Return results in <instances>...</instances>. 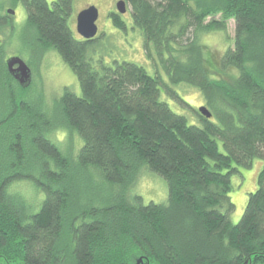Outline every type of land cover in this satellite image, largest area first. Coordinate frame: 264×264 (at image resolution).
Returning <instances> with one entry per match:
<instances>
[{
  "label": "trees",
  "instance_id": "16d2710c",
  "mask_svg": "<svg viewBox=\"0 0 264 264\" xmlns=\"http://www.w3.org/2000/svg\"><path fill=\"white\" fill-rule=\"evenodd\" d=\"M125 1L147 58L173 85L196 88L212 117L158 70L95 63L96 39L71 24L75 0H22L26 31L12 44L56 51L80 91L44 103L33 81L24 88L10 74L15 46L0 44V264H264V0ZM110 18L126 31L119 13ZM231 19L227 50L208 49L203 34L226 36ZM254 162L259 185L234 223L233 177ZM90 171L108 195H96ZM145 173L166 181L167 201L135 191ZM21 185L41 200L32 205Z\"/></svg>",
  "mask_w": 264,
  "mask_h": 264
},
{
  "label": "rangeland",
  "instance_id": "374dc122",
  "mask_svg": "<svg viewBox=\"0 0 264 264\" xmlns=\"http://www.w3.org/2000/svg\"><path fill=\"white\" fill-rule=\"evenodd\" d=\"M54 0H48L52 4ZM119 0H75L74 9L71 16V24L74 28L76 27L77 15L88 6L95 5L99 9V27L101 34L98 35L90 49L92 48V56L96 63L97 59L104 57L105 62L113 64L114 61H131L145 66L149 73L155 74L158 70L159 74L162 76L164 81L172 89L176 90L180 97L183 98L188 104L193 107H201L204 105L203 97L200 92L186 84L173 85L166 74L165 70L161 65L158 68L152 64V62L147 58L144 52V39L139 30L133 27L132 15L130 8L126 13H120L117 8ZM9 9L16 11V16L14 14H8L9 17H6L4 25L0 23V36L2 37V42L6 40L11 43L8 44L9 48H14V41L17 37H21L25 34V19L26 12L23 8V5L19 3V0H0V14L6 15ZM117 12L121 15V19L125 21L126 31L115 27L113 20L109 17L111 12ZM7 16V15H6ZM221 16H217L220 18ZM14 36L11 29H14ZM236 22L234 19H231L228 22V36L224 34L210 30L207 33H204L202 36V43L213 51L222 53L227 50L230 40H233L235 37ZM27 37L30 39L28 32ZM229 37V39H228ZM23 40L18 39V46L11 54L18 55L22 57L26 63L30 66L32 70V81L38 89L41 88L43 95H46L44 98V103L50 102L48 98L52 95H61L65 87H70L76 91H80L79 81L71 70V68L62 60L59 54L54 50L42 51L38 42L29 40V43L26 42L25 46L21 44ZM35 49V54H34ZM40 51L42 53L40 54ZM38 53V55L36 54ZM9 59V58H8ZM7 59V60H8ZM41 82V86H40ZM32 83V82H31ZM162 99L169 102L170 106L178 113L185 114L190 122H194L195 113L192 115V111L188 107H183L178 102H176L173 97L167 94L162 87ZM65 131L57 132L56 136L59 139H63L65 136ZM259 162V161H258ZM254 162L251 168H242V174L236 175L233 178V183L235 188L231 194L232 200L236 203L237 209L232 214L233 222L238 223L244 212L248 202L249 194L256 191L258 188V176L261 170V163ZM155 175V174H154ZM150 174H143L138 182V185L135 186V191L139 192L145 202L155 201V202H164L168 199V185L166 181L160 176H154ZM90 184L92 185L96 195L101 197L108 195L110 190L100 181L99 175L90 171ZM18 190L22 192L27 200L31 204H36L41 200L42 193L36 190V188L31 185H21L18 187ZM98 193V194H97Z\"/></svg>",
  "mask_w": 264,
  "mask_h": 264
},
{
  "label": "water",
  "instance_id": "95a60500",
  "mask_svg": "<svg viewBox=\"0 0 264 264\" xmlns=\"http://www.w3.org/2000/svg\"><path fill=\"white\" fill-rule=\"evenodd\" d=\"M117 8L120 13H126L128 10L125 0H119ZM99 9L95 6H89L83 9L77 15V31L85 39H93L98 34L97 21L99 19ZM7 67L10 74L20 83L24 88H27L32 82V70L24 59L20 56H12L7 60ZM199 112L208 117H212V113L205 105L199 107Z\"/></svg>",
  "mask_w": 264,
  "mask_h": 264
},
{
  "label": "flooded vegetation",
  "instance_id": "af4514ba",
  "mask_svg": "<svg viewBox=\"0 0 264 264\" xmlns=\"http://www.w3.org/2000/svg\"><path fill=\"white\" fill-rule=\"evenodd\" d=\"M22 2V0H19V3H21ZM117 4V3H116ZM89 7V6H88ZM87 8V7H86ZM85 9V8H84ZM83 10V9H82ZM81 10V11H82ZM114 13H117V12H115L114 11ZM8 14H14V15H12V16H16L17 14H16V11L15 10H13V9H9L8 10V13L6 14V15H1L0 14V23H2V22H4V21H6V17H9L8 16ZM79 14V13H78ZM99 17H100V15H99ZM110 17V16H109ZM98 21H99V19H98ZM98 21H97V25H98V28H99V30H98V34L96 35V37L98 36V35H100L101 34V31H100V27H99V23H98ZM76 27H77V22H76ZM0 29H1V25H0ZM95 37V38H96ZM94 39V38H93ZM2 37L0 36V44L2 43ZM15 56H18V55H15ZM11 57V56H10ZM22 58V57H21ZM8 59V58H7ZM23 59V58H22ZM7 63V62H6Z\"/></svg>",
  "mask_w": 264,
  "mask_h": 264
}]
</instances>
